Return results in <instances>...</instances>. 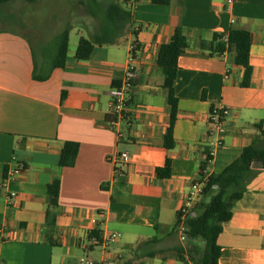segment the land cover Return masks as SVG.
<instances>
[{"label":"crops","instance_id":"1","mask_svg":"<svg viewBox=\"0 0 264 264\" xmlns=\"http://www.w3.org/2000/svg\"><path fill=\"white\" fill-rule=\"evenodd\" d=\"M19 1H13L20 13L18 32L6 27L12 8L0 7V264H80L84 258L108 264H194L189 255L204 248L199 239L181 241L177 213L203 166L210 109L230 110L223 145L208 167L213 175L244 147L263 144L258 126L264 131V0H95L100 9L112 3L129 9L131 24L113 45L95 46L86 61L75 59L71 35L76 26L79 37L98 31L91 0ZM43 6L47 31L33 33L25 9ZM68 23L64 67L46 80L33 79L34 63L50 61L45 48L56 47ZM177 28L188 47L178 59L175 146L168 150L170 106L156 61L160 46ZM230 30L251 36L252 75L246 87L234 48L214 54L208 47L213 35ZM130 46L137 70L131 125L118 140L109 126L108 104L111 89L121 83ZM65 142L79 145L71 167L58 164ZM122 153L130 161L116 172L110 160ZM167 160L170 176L158 178L156 169ZM252 169L256 175L217 237L218 264H264V169L259 163ZM10 171L14 180L5 188ZM56 181L58 203L50 206L47 186ZM11 192L17 196L10 198ZM48 212L55 221L46 232Z\"/></svg>","mask_w":264,"mask_h":264},{"label":"trees","instance_id":"2","mask_svg":"<svg viewBox=\"0 0 264 264\" xmlns=\"http://www.w3.org/2000/svg\"><path fill=\"white\" fill-rule=\"evenodd\" d=\"M17 0H0V6ZM33 3L35 0H23ZM91 17L98 22L99 29L89 38L79 37L75 59L86 61L91 56L95 46L113 45L131 24V12L119 4L112 3L105 8H99L95 0H91ZM156 4H166V0H153ZM95 3V4H94ZM96 9V10H95ZM72 29L70 23L56 37L55 48H50L49 62L34 63L33 79L43 81L49 78L52 70L64 67V61L69 46V34ZM199 46L204 48L206 43L200 41ZM251 36L244 30H230L224 35H213L208 47L211 53L222 54L229 48H234L237 65L244 68L242 85H249L252 67L249 63ZM188 47V41L180 28L174 31L170 41L160 46L157 57V65L163 74V87L167 89V102L170 106V120L167 132L164 136V146L172 149L175 146L173 127L177 116V99L174 95V82L178 67V59ZM64 98V94L62 95ZM263 144L253 142L244 147L240 156L220 173L211 176L205 195L214 191L208 203H199L195 216L186 222V236L188 240L199 239L204 243L203 251L197 256L189 255L194 264H218L220 248L217 245V237L222 232L223 224L232 217V208L236 201L242 198L247 183L254 178L256 171L252 169L254 163H259L264 169V131L258 126ZM79 145L75 142H65L61 149L58 164L60 167H71L75 163ZM158 178L170 176V161L167 160L163 168L156 169ZM47 196L50 206L58 203L59 182L56 181L47 186ZM54 215L47 213L45 230L48 232L54 225ZM181 254L180 251H178Z\"/></svg>","mask_w":264,"mask_h":264},{"label":"built area","instance_id":"3","mask_svg":"<svg viewBox=\"0 0 264 264\" xmlns=\"http://www.w3.org/2000/svg\"><path fill=\"white\" fill-rule=\"evenodd\" d=\"M131 2L133 0H126ZM232 0H227V3H231ZM134 50L133 46L129 47L128 64L125 68L121 83L112 88L110 91V101L108 104V112L111 117L109 121L110 128L114 131L118 140L122 139L124 136L123 128L131 125L132 112L130 109L131 92L133 89V83L137 76L136 67L133 64L132 52ZM230 110L229 108L218 105L212 107L208 115V132H207V149L203 158V166L200 168L199 176L193 180L187 191L183 195V200L180 208L178 209L177 217L178 223L177 228L180 234L181 241L187 240L186 222L188 219L195 216V210L200 203L201 197L204 195L207 185L212 172L209 170L214 162L217 150L223 145V137L225 136L227 130V119L229 118ZM130 161L129 155L127 153H122L117 158H113L110 162L113 164V169L117 172L124 165ZM21 167L18 166L16 170H20ZM15 171H10L3 182V187H7L10 182L14 180ZM17 195L15 192L9 194L10 198H15ZM1 234V230H0ZM118 234H112V238L118 237ZM1 240V237H0ZM94 244H98L99 240L93 238ZM80 264H108L107 262H95L88 258H84L80 261Z\"/></svg>","mask_w":264,"mask_h":264},{"label":"rangeland","instance_id":"4","mask_svg":"<svg viewBox=\"0 0 264 264\" xmlns=\"http://www.w3.org/2000/svg\"><path fill=\"white\" fill-rule=\"evenodd\" d=\"M18 2H20V1L18 0ZM10 4H13V5H10ZM14 4H16V2L6 3V4H4V5L0 6V7H2V8H8V9L10 7L12 8V15H11V13L7 12V16H8V18L10 20L8 21V25L6 27H9L13 31L18 32L19 29H20V25H19V23H16V18L19 17L20 13L19 14H16L15 11L13 10L14 9ZM1 10L2 9H0V19H1V17H4V12L1 11ZM37 10L35 8L29 9V7H26V9H25V11L28 13V21L31 24V28L30 29L33 31V33H35L37 30L46 32L47 31L46 28H45L46 22L44 21L43 18H44V12H45V10H47V7H45V6L39 7V8H37ZM0 22H2V20H0ZM78 32H79V27L76 26L74 28L73 32H72V35H71V44L77 45L78 38H79ZM84 37H86V36L84 35ZM53 44H54V41L51 42V46ZM49 50H50V47L47 46L45 48V51H47L46 52V55L47 56L50 54ZM49 56H51V55H49ZM212 195L213 194L211 192V194H209L208 196H206L204 198V201L206 203H208V201L210 200V197ZM199 243L202 246V248H204V243L201 240L199 241Z\"/></svg>","mask_w":264,"mask_h":264}]
</instances>
